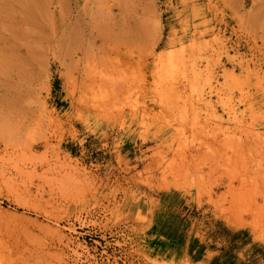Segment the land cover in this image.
Returning <instances> with one entry per match:
<instances>
[{
  "label": "rangeland",
  "instance_id": "1",
  "mask_svg": "<svg viewBox=\"0 0 264 264\" xmlns=\"http://www.w3.org/2000/svg\"><path fill=\"white\" fill-rule=\"evenodd\" d=\"M35 1L0 0V259L264 264V0Z\"/></svg>",
  "mask_w": 264,
  "mask_h": 264
},
{
  "label": "bare ground",
  "instance_id": "2",
  "mask_svg": "<svg viewBox=\"0 0 264 264\" xmlns=\"http://www.w3.org/2000/svg\"><path fill=\"white\" fill-rule=\"evenodd\" d=\"M28 1H29V5H31V2H33L32 0H26V3H28ZM31 1V2H30ZM39 1H41V0H39ZM24 2H25V0H24ZM25 3V4H26ZM35 3V4H34ZM37 3H40V2H38V0H37ZM27 5V4H26ZM34 5H36V1L34 0V2H33V4L31 5V7L30 8H28L29 6H27V8H26V6H24V5H21V7H23L24 6V8H26V10L28 9V12H30L29 10H31L32 9V11L34 10L33 8L34 7H37V6H39V4L37 5V6H34ZM24 8H22V11H23V9ZM25 9H24V12L26 11ZM35 11V10H34ZM23 12V14L25 15V13ZM32 13H34V12H31L30 13V15L32 14ZM30 15H29V17H30ZM27 16V15H26ZM31 16H33V15H31ZM29 17L27 18L28 20H32V19H29ZM31 18V17H30ZM26 19V18H25ZM26 19V20H27ZM12 24V23H11ZM10 24V25H11ZM16 27V26H15ZM11 28H13L12 26H11ZM14 29V28H13ZM15 29H17V27L15 28ZM18 30V29H17ZM13 31V30H12ZM16 31V30H15ZM19 31H21V29L19 30ZM19 31H16V32H18V34L19 33H21V34H25L26 35V32L24 31V32H19ZM16 32H15V34H16ZM18 34H17V36H18ZM25 35H22V36H20V37H22V38H24L23 36H25ZM17 38V37H16ZM19 38V37H18ZM1 67H6V68H8L9 66H8V63L7 62H3L2 64H1ZM228 108V107H227ZM229 109V108H228ZM230 111H231V108H230ZM229 112V111H228ZM227 112V113H228ZM14 167V166H13ZM14 169H17V167L15 166L14 167ZM18 171H19V173L21 174V173H23L24 171L22 170V169H18ZM0 264H7V262L6 261H2L1 259H0Z\"/></svg>",
  "mask_w": 264,
  "mask_h": 264
}]
</instances>
